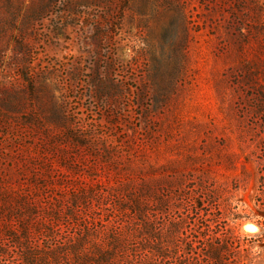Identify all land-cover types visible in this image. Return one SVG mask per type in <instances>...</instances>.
<instances>
[{
	"label": "rangeland",
	"instance_id": "1",
	"mask_svg": "<svg viewBox=\"0 0 264 264\" xmlns=\"http://www.w3.org/2000/svg\"><path fill=\"white\" fill-rule=\"evenodd\" d=\"M9 192L45 264L87 232L109 264H264V0H0ZM14 204L0 264H26Z\"/></svg>",
	"mask_w": 264,
	"mask_h": 264
},
{
	"label": "trees",
	"instance_id": "2",
	"mask_svg": "<svg viewBox=\"0 0 264 264\" xmlns=\"http://www.w3.org/2000/svg\"><path fill=\"white\" fill-rule=\"evenodd\" d=\"M34 177H36V173H33ZM36 179V178H35ZM28 194H15L13 193H8V194H0V201L6 202L8 200L14 201L15 204L12 206L14 208H12V214L11 215H17V222L20 224V229L22 230V232L20 234H7L6 236L12 238V243L14 244V247L21 250V258L23 260V262H25L26 264H45V262L47 261L48 257L52 258L57 254L60 253V250L58 253L55 254L54 251L52 252H47L45 253V256H47L46 258H41V256L38 254V252L36 251V248H33L30 246V231L29 229L32 228V224L31 226H29L30 223H28L27 221H25V219L23 218L25 216V218H32L38 215L37 213V209L40 208L39 202L40 199H38L39 197L37 195H33V197H31L32 199L27 198ZM87 198V196L85 194L81 195V197L75 196L73 201V206H78V200L82 201L85 200ZM45 211V210H44ZM57 211V210H56ZM1 206H0V214H1ZM46 215L50 217V219L52 220H58L59 221V217L56 214L57 212H55L54 210H46ZM24 214V215H23ZM20 221V222H19ZM57 221V222H58ZM52 223H54L55 221H51ZM42 229L47 230V235H49V232H51V228H48V226H44L43 224H39L34 226V230L36 231H41ZM92 234L88 233L87 234H83L81 236V238L79 239V241L76 243L74 242L71 246L70 249H72V252L74 254V261L78 264H109L110 262L108 261V259L112 258V254L111 252H109V250L102 252L99 248L98 250L95 252L94 256H96V260L91 259L89 256V253L85 252L84 250H82V248L84 247V242L85 240ZM111 239H113L111 237ZM113 244H111L112 246ZM116 245V244H115ZM110 246V247H111ZM118 247L117 245L115 246V248ZM63 251V250H62ZM5 252V248H1L0 247V255H4ZM111 257V258H110Z\"/></svg>",
	"mask_w": 264,
	"mask_h": 264
},
{
	"label": "clouds",
	"instance_id": "3",
	"mask_svg": "<svg viewBox=\"0 0 264 264\" xmlns=\"http://www.w3.org/2000/svg\"><path fill=\"white\" fill-rule=\"evenodd\" d=\"M260 231V229L253 223H249V224H245L244 227L241 229V234L243 236H248L249 234H253V233H258ZM259 251H261L258 248H253L252 249V254L253 256L256 255V253H258ZM253 264H256L255 260H253Z\"/></svg>",
	"mask_w": 264,
	"mask_h": 264
}]
</instances>
